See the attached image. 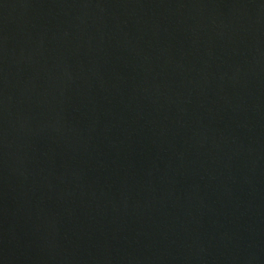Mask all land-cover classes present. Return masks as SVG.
I'll return each instance as SVG.
<instances>
[{"label": "water", "instance_id": "obj_1", "mask_svg": "<svg viewBox=\"0 0 264 264\" xmlns=\"http://www.w3.org/2000/svg\"><path fill=\"white\" fill-rule=\"evenodd\" d=\"M0 264H264V0H0Z\"/></svg>", "mask_w": 264, "mask_h": 264}]
</instances>
